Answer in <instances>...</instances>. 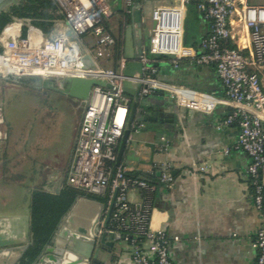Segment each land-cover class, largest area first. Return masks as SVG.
Returning a JSON list of instances; mask_svg holds the SVG:
<instances>
[{
  "label": "built area",
  "instance_id": "built-area-1",
  "mask_svg": "<svg viewBox=\"0 0 264 264\" xmlns=\"http://www.w3.org/2000/svg\"><path fill=\"white\" fill-rule=\"evenodd\" d=\"M57 2V14L65 19L75 37H53L49 31L33 25L30 19L15 18L0 33L3 47L0 70L7 78L27 76L55 81L68 76L98 77L111 84V87L94 85L88 100H84L64 184L107 197V208L113 201L111 217L117 222V228L143 237V244L149 241L152 247L144 249L142 243L129 235L122 238L118 229L104 227L106 215L101 217L100 230L106 229L115 240L128 241L133 247L136 264H174L169 255L170 237L152 226L155 184L130 173L123 163H117L119 141L132 116L133 105L155 91L168 94L179 106L206 114L214 112L219 104L233 107L219 128L234 122L239 124L240 133L232 148L243 150L250 157L247 173L253 183L255 204L264 213V5L247 0H199L196 8L209 22V32L197 47L182 42L183 14L190 0H181L179 7L154 8L151 20L156 21V25L148 46L140 55L144 76L132 79L141 83L136 97L124 90L128 79L124 74L128 64L124 53L115 66L104 67L100 62L101 59L112 60L113 47L118 42L110 28L112 9L108 0ZM127 5L129 9L132 0H127ZM175 14L179 26L173 31L165 26V22ZM24 26L27 27L26 35H22ZM84 36L89 39L82 48L80 41ZM84 54H89L98 67L84 68L81 62ZM154 55L172 57L175 66L181 59L213 65L224 86L225 96H214L159 79L157 68L149 65ZM162 141L160 150L165 151L167 138L163 136ZM229 151L225 150L226 153ZM159 170L162 181L170 184L173 180L170 165L163 163ZM134 190L139 191V201L129 197ZM254 246L257 264H264V226L258 231Z\"/></svg>",
  "mask_w": 264,
  "mask_h": 264
},
{
  "label": "crops",
  "instance_id": "crops-1",
  "mask_svg": "<svg viewBox=\"0 0 264 264\" xmlns=\"http://www.w3.org/2000/svg\"><path fill=\"white\" fill-rule=\"evenodd\" d=\"M108 2L112 9L110 28L118 38H123L124 45L133 6L141 5L144 29L151 24L154 8L181 6V0H132L129 9L127 0ZM128 13L131 17L129 22L126 18ZM187 13L191 20L189 32L184 22ZM48 31L53 37H75L63 18L58 19ZM208 32L209 22L195 5L188 3L183 14L182 42L198 46ZM134 33V50H137L139 34L137 31ZM88 39L84 37L80 41L82 48L87 45ZM153 62H159L155 67L161 80L214 96H225L224 86L213 65H200L194 60L182 59L175 66L172 57L164 55H154ZM146 98L151 101L147 108L164 113L163 120L134 122L137 130L131 135L132 143L127 146L121 163L131 172L136 171L156 180L152 192V226L170 237L169 255L174 264H257L254 239L264 226V213L255 204L253 183L247 173L250 157L245 151L232 148L240 133L237 122L219 128L220 122L230 115L233 107L219 104L214 112L206 114L177 105L164 92H154ZM82 114L83 108L80 109L79 124ZM141 124L144 126L140 127ZM163 136L167 138L165 151L160 150ZM151 144L155 147L152 164ZM120 146L121 141L119 149ZM226 149L230 151L226 153ZM72 151L65 162L52 161L51 165L45 166L44 189L55 192L61 189L72 161ZM134 156H138L139 160H135ZM163 163L170 165L173 176L170 184L161 179L159 167ZM129 197L139 201V191H131ZM107 209L104 201L81 196L72 208L75 225L89 228L96 216L106 215ZM8 214L0 215L13 217L1 223L3 235L9 238L29 236L30 214L25 218H18L20 215L17 213ZM54 242L62 246L67 241L58 236ZM151 247L149 241L143 244L144 249ZM21 253L22 250L15 248L9 254L0 253V260L9 264L13 256L15 258L10 264L18 263ZM99 261V264H136L132 245L118 238L110 251L100 253ZM84 264H89V261Z\"/></svg>",
  "mask_w": 264,
  "mask_h": 264
},
{
  "label": "rangeland",
  "instance_id": "rangeland-1",
  "mask_svg": "<svg viewBox=\"0 0 264 264\" xmlns=\"http://www.w3.org/2000/svg\"><path fill=\"white\" fill-rule=\"evenodd\" d=\"M247 1L264 5V0ZM100 62L112 66L104 59ZM36 81L27 76L7 78L0 70V215H29L31 192L42 187L45 166L66 161L75 145L85 101L61 91L60 80L54 81L55 88Z\"/></svg>",
  "mask_w": 264,
  "mask_h": 264
},
{
  "label": "water",
  "instance_id": "water-1",
  "mask_svg": "<svg viewBox=\"0 0 264 264\" xmlns=\"http://www.w3.org/2000/svg\"><path fill=\"white\" fill-rule=\"evenodd\" d=\"M20 0H0V13L4 11L10 5H16ZM156 25V21L151 20L150 28L144 29L143 14L141 5L137 4L133 6L132 21L127 25L125 34L124 55L128 59V64L124 70V74L128 79L124 83V90L130 95L138 97L141 83L134 82L132 79L136 77L142 78L144 76V64L140 61V55L143 49L148 46L149 41L144 39V35L148 36L150 30ZM144 30V33H143ZM137 31L138 48L134 50L135 33ZM82 66L84 68H97L98 64L92 59L89 54H84L81 59ZM149 65L156 66L159 62H151ZM136 78V79H137ZM41 85L45 87H54L55 82L51 79H43L37 77ZM137 81V80H136ZM94 85H103L111 87V84L98 77H74L68 76L60 80L59 89L64 93L76 97L81 100H88L91 89ZM151 105V101L147 98L141 99L136 102L132 108V116L123 132L121 137V146L118 154L117 163L122 162L123 155L127 149V146L132 143L131 135L137 130L134 122L139 124L145 121H156L158 119L163 120L164 113L151 111L148 106ZM136 114V117H134ZM152 148V164L155 155V147L151 144ZM134 152V150H132ZM135 160H139L138 156H134ZM59 190L56 189V192ZM74 206V205H73ZM113 207V201L111 202L105 217L104 227H108L110 223V217ZM73 208V207H72ZM72 208L68 214L63 218L59 228L50 244L45 247L44 253L38 258L35 264H81L85 261H89V264H99L100 253L110 251L115 245L114 236L111 235L106 229L100 230L101 215L96 216L89 228L83 226H76V217L72 214ZM13 217L0 216V253L9 254L15 248L22 250L23 252L28 248L31 237L30 235L25 237H6L2 233V222L10 220ZM30 233V228H29ZM62 237L67 242L62 246H57L54 243L56 237ZM20 256V257H21Z\"/></svg>",
  "mask_w": 264,
  "mask_h": 264
},
{
  "label": "trees",
  "instance_id": "trees-1",
  "mask_svg": "<svg viewBox=\"0 0 264 264\" xmlns=\"http://www.w3.org/2000/svg\"><path fill=\"white\" fill-rule=\"evenodd\" d=\"M198 1L199 0H190L189 3L195 5L196 8ZM57 9V0H20L18 4L10 5L0 13V33L6 25L11 23L15 18L30 19L33 25L48 31L53 28L55 21L61 18V16L57 14ZM126 18L128 22L131 20L130 13L126 14ZM26 33L27 27L24 26L22 35H26ZM194 46L197 47V45ZM123 48L124 40L123 38H118V42L113 47V58L110 60L112 66L116 65L115 62L124 53ZM2 51L3 47L0 45V52ZM181 61L182 59L179 62ZM130 173L141 175L152 184L156 183L155 179H150L142 173L136 171H130ZM81 196L101 200L105 203L107 202V197L88 193L67 184H63L58 192L49 191L43 187L32 190L30 196L29 224L31 242L19 258L18 264H35L37 262L38 258L44 253L45 247L51 243L63 218ZM117 225V222L111 217L109 223L110 229H118L121 232L122 238L129 235V237L134 238L137 243L143 244V237L136 236L127 230L117 228Z\"/></svg>",
  "mask_w": 264,
  "mask_h": 264
},
{
  "label": "bare ground",
  "instance_id": "bare-ground-1",
  "mask_svg": "<svg viewBox=\"0 0 264 264\" xmlns=\"http://www.w3.org/2000/svg\"><path fill=\"white\" fill-rule=\"evenodd\" d=\"M165 26L170 27L173 29V31H175L179 26L177 15L175 14L172 17L170 15V17L166 19ZM120 113H122V110L120 111ZM81 264H84V263H81Z\"/></svg>",
  "mask_w": 264,
  "mask_h": 264
},
{
  "label": "flooded vegetation",
  "instance_id": "flooded-vegetation-1",
  "mask_svg": "<svg viewBox=\"0 0 264 264\" xmlns=\"http://www.w3.org/2000/svg\"><path fill=\"white\" fill-rule=\"evenodd\" d=\"M150 26H151V24H150ZM150 26H149V28H150ZM151 34H152V29L150 30V33L148 34V36H145L144 35V39H146V40L149 41L150 40V37H151ZM36 82H37V84H40V82L38 80Z\"/></svg>",
  "mask_w": 264,
  "mask_h": 264
}]
</instances>
